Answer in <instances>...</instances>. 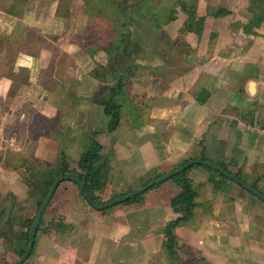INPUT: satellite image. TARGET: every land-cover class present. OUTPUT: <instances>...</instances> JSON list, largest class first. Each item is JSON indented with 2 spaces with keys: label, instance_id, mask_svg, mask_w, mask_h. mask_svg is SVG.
Instances as JSON below:
<instances>
[{
  "label": "crops",
  "instance_id": "0c3cea01",
  "mask_svg": "<svg viewBox=\"0 0 264 264\" xmlns=\"http://www.w3.org/2000/svg\"><path fill=\"white\" fill-rule=\"evenodd\" d=\"M246 28L234 33L226 29V37L209 30L189 32L183 45L164 46L162 52L171 60L156 56L155 78L135 80L143 93L130 100L140 112L121 109L112 131L97 101L110 81L79 74L74 61L59 74L62 66L56 59L76 53V44L44 48L41 58L19 62L29 69L28 89L9 97L10 80L0 87V264H12L25 251L27 221L37 211L28 198V158L54 165L63 174H82L99 203L202 157L223 163L264 192V25ZM90 48L98 49L95 44ZM98 61L94 64H106ZM45 68V77L57 73L55 85L62 79L74 82L75 93L50 91V78L40 77ZM38 130L51 136L36 138ZM27 131L31 136L20 142ZM93 140L102 149L86 172L78 160ZM188 176L201 187L191 216L174 228L173 260L163 234V227L180 216L170 206L179 192L172 180L104 209L91 206L77 184L63 180L22 264H264L263 201L201 164H193Z\"/></svg>",
  "mask_w": 264,
  "mask_h": 264
},
{
  "label": "rangeland",
  "instance_id": "374dc122",
  "mask_svg": "<svg viewBox=\"0 0 264 264\" xmlns=\"http://www.w3.org/2000/svg\"><path fill=\"white\" fill-rule=\"evenodd\" d=\"M87 1L88 0H15L14 3L13 0H0V39L3 38L0 44V87L6 85L3 83L6 79L11 82L10 77L7 76L6 69L11 66L9 62L10 48L15 46V39L13 42L12 34L15 32L28 33V31L31 30L35 40L31 39L33 40L31 41L32 45L31 47L25 48V52L18 50L20 52L17 53L16 63H27L31 58H41L42 53H40V51L42 49L39 50L38 47L46 46L53 49V46L56 45L74 43L77 45L76 48H73L76 53L61 54V56L56 59L57 62H61L62 66L60 72L58 71L59 74L65 72V67L70 65L73 61L74 63L72 64L79 67L76 72L82 75H88V71L92 69L93 66H96L94 63L97 60H99L98 62H105L110 65H116L115 61L117 60L118 65L122 67V69L128 68L126 70L128 73L126 74L129 76V82L121 88L122 91H117L116 94L113 95L114 100L120 105L121 109L129 107L130 109H135L140 112L141 108L134 100H130V96H134L135 93L134 99L141 98V93H143V91H140L141 89L139 87H136L137 82H135V80L139 77L147 78L148 76L155 78L157 71L155 69L157 61L156 56L159 55V57L167 61L171 60L170 54H165L164 51L162 52L163 47L171 46L172 44L183 45L185 43L183 40L185 38L184 34L186 36L189 32H184V34H182L184 38L178 39L181 36L178 31L183 27L188 16L182 11L180 4H176L178 0H141L144 3H150V10H154L156 14H160L161 9L162 11L166 9L168 11L171 10L169 14H172V17H174L160 23L152 19L149 13L143 15L139 12L135 15L134 21L127 26L130 32L129 38L131 40L129 48H131L132 45L137 46L136 50L131 51L132 56L129 59V57L124 56L117 57V53L107 46V41L114 42L120 38L123 28L121 18L116 16L115 13L112 14L111 10L107 7H104V2L102 0L100 2L98 0H90L88 3ZM130 1L133 3L135 0ZM190 1L192 0H185L187 3ZM250 2H252V0H197L195 19L197 20L196 23L198 24L199 31H216L218 34L221 33V35L225 37L226 29L235 31V29L238 30L239 28V30L243 31L253 19H256L257 14H260L264 9V4L259 3L254 8V12H252L247 8ZM57 6L58 12H56ZM100 7H102L103 10L100 9ZM217 8H224L226 13L220 16L211 15V12L215 11ZM61 13L63 14L61 15ZM155 25L157 26V30H160L158 32L159 36H157L152 29ZM161 30H163V32H161ZM233 31L232 33H234ZM163 35L164 38H159L160 36L163 37ZM171 38L174 40L171 41ZM78 43H80V45ZM90 44H95L98 49H91ZM79 46L80 49L78 50ZM99 48H101L103 52H101ZM53 60L54 57L49 60L51 64L48 66V69L50 70L52 67L51 61ZM45 70L46 68L41 70L40 77L46 80L50 77H45ZM56 74L57 73H55L54 77L49 79L50 91H55V89V93H59L64 89L69 93L75 91V87L72 88L70 82L65 83L66 81L63 79L61 84L57 83V85H55L56 78H59ZM28 76L30 75L28 74ZM119 76H117V78H119ZM35 78H37V76L34 75L33 80ZM109 83L111 86L112 83ZM29 84L30 81L28 77V83L18 88L19 94H23L25 89H28ZM108 88L106 95L102 98H108L110 87ZM3 90L1 94L5 93ZM18 92L14 95H10L8 92L7 94L9 97H12ZM88 92L89 91L86 93ZM102 98L97 101L102 100ZM0 104H3V102L0 101ZM98 104L100 103L98 102ZM46 111L48 110H42V114ZM51 114L46 115V118L49 119ZM36 117H38V115H35V118ZM40 121L43 123L42 119H40ZM10 122L12 121L10 120ZM26 135L31 136L28 131L27 133H23L19 136L20 142L24 141ZM34 135L36 138L51 136L47 130H45V132L42 130L35 131ZM167 180L171 179L169 178Z\"/></svg>",
  "mask_w": 264,
  "mask_h": 264
},
{
  "label": "trees",
  "instance_id": "16d2710c",
  "mask_svg": "<svg viewBox=\"0 0 264 264\" xmlns=\"http://www.w3.org/2000/svg\"><path fill=\"white\" fill-rule=\"evenodd\" d=\"M90 1V0H88ZM87 1V3H88ZM99 2L101 0H98ZM104 3V7H107L111 10L112 14L115 13L116 16L121 18L122 23V34L120 35V38L114 42H108L107 46L108 48L113 49L115 53H117V57L124 56L131 58V51L136 50L137 46L132 45L131 48H129V44L131 43V40L129 38L130 32L128 31V24H130L132 21H134L135 15H137L139 12L144 14H150L152 19L156 20L157 22H165L166 19H172V14H169L171 10L164 9L160 14H156L154 10H150L151 4L150 3H144L141 0H135L133 3H131L130 0H102ZM197 0H192L189 3L185 2V0H178L176 4H180L181 9L183 12L187 14V20L185 21V24L183 27L178 31V33L181 35L178 39L184 38L185 34L184 32H193L195 34L199 33L198 24L196 23V7H197ZM264 4V0H252L250 4L248 5V9L252 12H254V8L257 4ZM254 4V5H253ZM101 5V6H103ZM264 8V6H263ZM100 9L103 10L102 7ZM58 6L57 11L58 12ZM144 12V13H143ZM168 13V14H167ZM226 13V10L224 8H217L215 11L211 12V15L213 16H220L222 14ZM63 13H61L62 15ZM60 15V16H61ZM65 16V15H64ZM143 18V17H140ZM264 23V9L261 11L260 14H257L256 19L250 22L248 24L246 29L251 30L254 27H260L261 24ZM154 30V33H156L157 36H159V31L157 30V26L152 27ZM163 32V30H161ZM253 33H255L253 31ZM184 34V37L182 36ZM32 35V36H31ZM13 42L15 39V46L10 48V54H9V62L11 63V66L7 67L6 72L7 76L11 79V85L9 87L8 93L10 95H14L16 92H18V88L21 85H25L28 83V74L29 69L25 64H19L16 63L17 61V53L22 50L23 52L25 48L31 47V41L35 40L33 37V32L31 30L28 31V33H22V32H15L12 34ZM16 37V38H15ZM38 37V36H36ZM170 37V36H169ZM159 38H164L159 37ZM33 39V40H31ZM2 39H0V44L2 43ZM174 40L171 38V41ZM166 41V40H165ZM106 42V43H107ZM23 47V48H22ZM43 48L48 47H38L39 50ZM1 49V45H0ZM14 54V55H13ZM116 65H96L93 66L92 69L88 71V75L96 78L101 81H110L112 85L110 86V93L108 98H102V100L98 101L102 107L104 113L108 116V130L112 131L114 130L118 123H119V117H120V110L121 107L116 101L114 100L113 95L116 94L117 91H122L121 88L126 85L129 82V76L126 74L128 73L126 70L128 68H123L118 65V61H115ZM16 65V67H15ZM120 75V76H119ZM119 76V78H117ZM71 86L75 87V83H70ZM72 90V88H71ZM74 92V91H73ZM72 92V93H73ZM75 93V92H74ZM78 103V100L74 101V106ZM102 149V146L95 142L94 140L90 143V146L88 149H86L81 155L78 160V166L81 169H84L86 172L92 167V165L99 160V151ZM202 159H205L202 157ZM28 161V162H26ZM27 167V171L29 174V180L28 183L30 185V191L28 198L33 199L36 204V210L38 209L39 205L43 201L44 197L46 196L52 182L57 177V175L60 173L57 168H55L54 165L46 164L44 162H39L38 160L30 159L25 160ZM219 167L222 169L228 171L227 167L223 163H216ZM193 165L189 166L188 168L184 169L183 171L179 172L178 174L172 176L170 179L179 187V192L176 196L172 197L170 200V206L174 212L180 213V216L178 218L169 221L164 227H163V234L165 236V243L164 246L167 250V256L170 260H173L177 254V238L174 233V228L177 224L183 222L188 217L191 216V209L195 205L196 202V196H197V190L201 187L200 183L194 182L189 176L188 172L191 169ZM178 167V166H177ZM203 168L213 171L218 174L221 178L225 180H230L223 176L222 174L216 172L215 170L211 169L210 167L202 165ZM230 172V171H228ZM231 173V172H230ZM237 177H240L239 174H235ZM161 176V175H160ZM80 177L82 181L84 182L86 190L89 192V195L91 196L90 190L88 185L86 184V181L84 179V176L80 174ZM159 177V176H156ZM239 185V184H237ZM154 186V185H153ZM153 186L149 187L148 189L152 188ZM243 190H245L241 185H239ZM254 188H256L258 191L264 194L263 191L259 190L258 187H256L254 184H252ZM147 189V190H148ZM146 190V191H147ZM250 195L249 191L245 190ZM145 192V191H144ZM139 193L135 195L134 197L124 201L129 202L133 201L135 199L140 198V196L144 193ZM256 198V196H254ZM259 201H261L259 198H257ZM264 204V202H263ZM34 218V217H33ZM33 218L27 221L28 229L33 221ZM63 224H59L61 226ZM67 227V226H66ZM29 234V232H28ZM28 242V240H27Z\"/></svg>",
  "mask_w": 264,
  "mask_h": 264
},
{
  "label": "water",
  "instance_id": "95a60500",
  "mask_svg": "<svg viewBox=\"0 0 264 264\" xmlns=\"http://www.w3.org/2000/svg\"><path fill=\"white\" fill-rule=\"evenodd\" d=\"M193 164H201V165L210 167L211 169L222 174L226 178H228V179L232 180L233 182L241 185L245 190L249 191L251 194H253L254 196H256L257 198H259L261 201L264 202V194L261 193L260 191H258L256 188H254L251 184L240 179L234 173H230V172L222 169L221 167L215 165L214 163L209 162L207 160H203V159L188 160V161L184 162L183 164L179 165L178 167L172 169L171 171L149 181L145 185H143V186H141V187H139L133 191H130L124 195L117 196V197H115V198H113V199H111L105 203H99V202H96L95 200H93V198L89 195V192L86 190L84 182L82 181L80 175L77 172L73 171V172H69L67 174L60 173L57 175V177L52 182L46 196L44 197L43 201L41 202V204L39 205V207L36 211L33 222L29 228L28 243H27V246L25 248V251L12 264H22L26 260L28 255L30 254L31 249L33 247L34 240H35V235H36L37 229L39 228V225H40L41 216H42L47 204L49 203L53 193L55 192L57 186L63 180H70V181L74 182L75 184H77V186L80 188L82 195L85 197V199L87 200V202L91 206H93L94 208H97V209H104V208L110 207L112 205H115L117 203H121L123 201H126V200L134 197L135 195L146 191L149 187L171 178L172 176L178 174L179 172L183 171L184 169L188 168L189 166H191Z\"/></svg>",
  "mask_w": 264,
  "mask_h": 264
}]
</instances>
